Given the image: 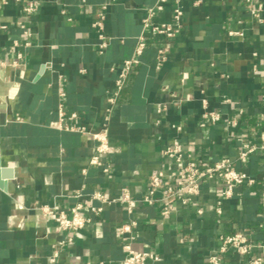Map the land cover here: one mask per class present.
Instances as JSON below:
<instances>
[{"label": "crops", "instance_id": "0c3cea01", "mask_svg": "<svg viewBox=\"0 0 264 264\" xmlns=\"http://www.w3.org/2000/svg\"><path fill=\"white\" fill-rule=\"evenodd\" d=\"M27 1L0 3V25H5L0 26V165L7 182L0 188V264H48L67 233L40 209L68 210L79 200L85 209H103L72 233L58 264H123L122 246L128 242L135 250L160 255L152 264H204L219 236L235 231L264 247L258 225L264 220V150L251 153L245 163L236 160L238 138L255 143L264 128L259 118L264 112V0H181L180 33L148 38L109 108L110 152L100 165L88 163L95 147L90 134L63 125L100 127L119 66L134 57L144 10L157 0H36L38 10L24 17L21 27L17 21ZM105 3L99 30L93 22ZM257 3L263 7L261 22L249 11ZM172 7L167 0L156 19L169 21ZM229 30L237 34L228 35ZM99 32L106 41L102 53ZM161 43L167 58L158 65ZM203 98L208 109L220 113L219 121L202 118ZM60 103L61 127L56 124ZM156 103L165 108L157 123ZM72 112L77 117L70 118ZM173 139L203 164L229 157L254 183L237 185L232 196L223 197L222 182L210 180L187 205L171 199L174 211L163 214L162 200L147 204L141 197L149 174L161 169L166 175L156 197L171 182L176 166L162 150ZM105 163L111 164L108 172L101 170ZM124 187L136 200L130 213L118 202L88 200L96 190L118 200ZM76 190L81 197L73 196ZM131 219L136 224L119 235L117 228ZM220 264L249 263L246 255L229 250Z\"/></svg>", "mask_w": 264, "mask_h": 264}, {"label": "built area", "instance_id": "2783aa9c", "mask_svg": "<svg viewBox=\"0 0 264 264\" xmlns=\"http://www.w3.org/2000/svg\"><path fill=\"white\" fill-rule=\"evenodd\" d=\"M21 1V0H17ZM27 1V0H25ZM167 0H157L153 6H148L144 10V16L141 19V33L138 35L136 44L134 47V57L124 59L118 69L115 85L111 93L107 96V108L106 113L102 115L101 125L97 130L88 131L83 125L64 124L63 127L66 130L78 131L80 133H89L92 139L95 140V147L93 154L89 157L88 163L90 165H100L101 160L110 152V144L108 138V119L109 108L115 103L120 91L125 83V80L130 73L132 66L138 62V58L147 45L149 37L156 39H172L176 37L182 29V15L183 8L181 0H171L172 14L169 21H162L156 19V14L163 10L164 3ZM246 3H250L253 0H242ZM7 0H0V3H6ZM109 3L102 5V10L99 12V17L93 22V25L102 30L103 21L106 16V9ZM40 6L39 1L28 0L22 6L24 16L20 17L17 21L21 27H24L23 18L28 14L38 10ZM262 4L257 3L256 6L250 7V14L258 21L261 22L262 18L260 12L262 10ZM2 28L5 25H0ZM25 29L26 34H31L29 30ZM237 31L229 30L228 35H235ZM99 52L102 53L103 48L106 46L104 35L99 32ZM15 42V41H14ZM29 45V42H26ZM167 46L163 43L157 46V63L161 65L167 58L166 56ZM19 58L22 57L21 53L17 54ZM11 63H15L12 61ZM63 94V92H60ZM202 118H208L212 122L220 120V113L214 110L208 109L206 100L202 99ZM164 105L162 103H156V113L158 117L155 119L157 123L159 117L164 111ZM77 117L76 112L70 114V118ZM260 121L264 122V112L259 116ZM63 119L62 105L59 104L58 120L56 124L61 127ZM231 123L235 124L234 119ZM179 128V127H178ZM239 149L237 151L236 160L240 163H245L249 155L255 152L257 149L264 150V128H262L258 135V140L255 143H249L243 141L241 138ZM162 155L167 159H170L175 164V170L173 172L172 180L165 189L160 193L159 197H156L158 189L163 185L165 173L159 169L147 177V187L145 194L141 197V201L147 204H152L156 200H162L164 202L162 212L167 215L174 211L175 207L171 203V199H177L181 204H189L194 197H196L205 182L213 179H217L222 182L223 197H230L233 194V189L237 185H251L255 179L250 176L243 169H238L233 165L232 160L226 156H220L217 159L211 161L208 164H203L189 153H185L181 149V142L178 139L166 145L162 150ZM111 167L110 163H105L102 166L103 172H108ZM85 169H82V173ZM74 197H81L80 190H76L73 193ZM88 200H98L101 203L118 202L125 206L126 210L130 213L133 211L136 200L131 196L127 188L122 189L121 197L117 200L107 197L103 192L96 190L93 191ZM261 204L264 206V187L260 196ZM103 207L102 205H90L85 209L84 201H76L68 210L58 209L56 206H43L41 211L44 215L52 218L58 225V227L65 231L66 237L56 242L55 248L48 255V264H58V257L61 250L72 241V233L82 229L86 224L93 220V217L100 215ZM216 213H221V200L217 201L215 208ZM136 221L131 219L128 223L122 224L117 228L119 235L131 230L132 225H135ZM259 227L264 230V220L258 223ZM220 244L217 249L213 251L205 260L204 264H220L223 255L229 250H234L240 255H246L249 264H264V247L261 244L254 243L249 235L243 231H235L228 234H222L219 236ZM123 250L125 252L123 257V264H152L160 259V255L151 250H135L131 246V243L123 244ZM256 250L257 252H254Z\"/></svg>", "mask_w": 264, "mask_h": 264}, {"label": "water", "instance_id": "95a60500", "mask_svg": "<svg viewBox=\"0 0 264 264\" xmlns=\"http://www.w3.org/2000/svg\"><path fill=\"white\" fill-rule=\"evenodd\" d=\"M9 172H11V171L9 170ZM0 188L1 189L7 188V182L5 181V179L2 176V168H1V165H0Z\"/></svg>", "mask_w": 264, "mask_h": 264}]
</instances>
